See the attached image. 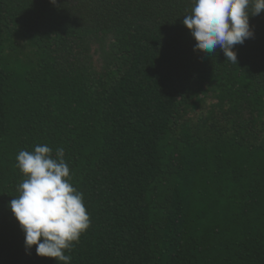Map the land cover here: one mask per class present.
<instances>
[{
    "label": "trees",
    "instance_id": "16d2710c",
    "mask_svg": "<svg viewBox=\"0 0 264 264\" xmlns=\"http://www.w3.org/2000/svg\"><path fill=\"white\" fill-rule=\"evenodd\" d=\"M192 0H0V264L21 150L63 146L91 226L71 264H264V12L204 55Z\"/></svg>",
    "mask_w": 264,
    "mask_h": 264
},
{
    "label": "clouds",
    "instance_id": "9594fccd",
    "mask_svg": "<svg viewBox=\"0 0 264 264\" xmlns=\"http://www.w3.org/2000/svg\"><path fill=\"white\" fill-rule=\"evenodd\" d=\"M53 5L57 0H50ZM264 12V0H192L183 25L204 55L223 51L227 62L237 64L236 45L254 37L250 17ZM17 168L25 179L17 185L19 195L11 199L10 210L24 233L26 251L57 264H71L75 242L91 226L84 195L71 181L63 146L55 149L37 144L33 151L21 150Z\"/></svg>",
    "mask_w": 264,
    "mask_h": 264
}]
</instances>
